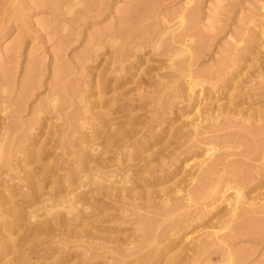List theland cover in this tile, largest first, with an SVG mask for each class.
<instances>
[{
  "label": "rangeland",
  "instance_id": "obj_1",
  "mask_svg": "<svg viewBox=\"0 0 264 264\" xmlns=\"http://www.w3.org/2000/svg\"><path fill=\"white\" fill-rule=\"evenodd\" d=\"M263 31L264 0H0V246L30 240L33 225L4 213L28 197L19 177L61 165L55 196L78 188L71 175L98 142V107L116 96L127 105L109 124L140 122L104 172L152 161L149 172L132 199L101 200L85 235L20 246L26 263L264 264ZM39 150L53 154L41 162ZM158 207L167 212L150 213ZM139 219L153 223L150 238Z\"/></svg>",
  "mask_w": 264,
  "mask_h": 264
},
{
  "label": "bare ground",
  "instance_id": "obj_2",
  "mask_svg": "<svg viewBox=\"0 0 264 264\" xmlns=\"http://www.w3.org/2000/svg\"><path fill=\"white\" fill-rule=\"evenodd\" d=\"M189 4L190 3H188V5ZM261 36L263 37L264 33ZM191 41L192 40L190 38L186 40V42H191ZM173 79L174 82H172L169 89L173 90V92H176L177 94H181L183 91L186 90L184 86H177L178 85V83L176 82V80H178L177 77L174 76ZM186 81L189 83L188 89L190 91V94H194L195 86L193 85V78L190 76L189 79ZM200 97L201 96L199 95L198 98ZM121 100L122 99H120L119 97L116 98L115 96L112 99L107 100L104 105L98 107L99 109L106 111V112L104 111L98 112L95 115V121L100 122L99 124H96L97 130L95 129L96 132H100V136L98 137L97 140L98 142L84 153L85 155L83 156L82 159L86 165L78 168L80 172L72 173L71 175L77 178V183L79 185L78 188L73 189L68 193H65L63 197L61 194L58 195V197L55 196L56 195L55 189L52 187L58 183V179H59L58 173L63 169L61 165L60 166L57 165V167L55 168L51 166H47V167L43 166L41 167V170L38 171L30 170L26 172V176L19 177L18 181L21 183L24 182L25 186H28V189L30 191L29 193H27L28 197L22 200L24 201V203L22 202L23 204H18L17 202H15L16 204H14L13 207H11L10 209H7L6 211L4 210V213L5 215L12 216L14 218H17L20 215L22 221H26L27 224H32L34 226L33 227L27 225L28 228L31 227L29 229L31 231L28 230L30 232L28 234L30 240H28L27 242V245L28 243L30 245V247L28 245L30 250L31 248L33 250L34 248L38 247L37 241L44 236H50L52 238H55L62 235H67V236L85 235L84 232H80L79 230H83L85 226L90 225L89 223L100 221L102 218L101 215L103 213V209H102L103 205L100 204L101 200L116 198V197H124V199L125 198L132 199L134 196L133 192L136 189L134 185L138 180L135 177L140 176V174H145V173L147 174L149 172V168L152 161H146V165L142 168L140 173L139 171H137L136 174H131L134 171H131V169H127V168H123V169L116 168L115 172L106 173V174L104 172L106 168L105 165H103L104 162L106 161L104 158L109 153L114 152L113 155H118L116 158L119 159L120 155L123 156L124 153L127 152V149L129 151L131 147L133 148L134 145L130 147H126L127 149L125 150L124 149L121 150L125 146V143H123L125 139L127 138L133 139L132 128L134 126H137L140 122L139 117L130 118L131 117L130 115H126L125 118L122 117L124 118L123 121H121L122 118H116V119H112L111 121L112 124H109L108 118L112 114H120L119 111L124 109V107L123 108L120 107L127 105L126 103H124V105L119 104ZM199 109H200L199 106L195 108L196 113L200 112ZM98 126H104V127L108 126L114 128L113 131L104 133V131H102L103 127H98ZM114 148H118V150L114 151ZM45 153L43 152V150H39L34 154L37 155V157L42 162L47 159V155L53 154L51 150L49 151L46 150ZM187 166L189 165H186L185 167ZM118 178H120V180H118ZM207 180H208V174L206 173L201 180V184H202L201 190L208 183ZM120 184H123V186L118 187V185ZM81 189H84V191ZM46 190H48L47 191L48 193H44L46 192ZM201 190L197 191L195 195L200 194ZM84 195L93 196L94 201L97 200L96 204H88V205L83 204L86 203L85 201L83 202ZM191 200L192 197L191 196L188 197V202H191ZM39 205L43 206L44 208L42 207L40 211L38 210L36 211L35 208ZM235 210L237 211L238 208L236 207ZM154 211H158L161 214H163L164 212H167V209L164 207H158L151 209L150 213ZM35 219H41V220L40 221L36 220L35 222L36 224L34 222H31L32 220ZM232 224L233 221L228 222L229 226H232ZM153 226H154L153 223H148L147 221H145V219L138 220V227L140 228L142 234L145 237L150 238L152 236V234L154 233ZM25 228L27 230V227ZM21 229L22 227L19 226L15 234L19 233ZM24 244L25 243H23L22 241L20 242L19 240H12L6 237L5 244L0 246V257L4 255H5L4 257H6L9 254H16L18 253V251H22L24 254L23 253H22L23 255L21 254L22 255L21 263L22 262L26 263L29 252L26 253V251L23 250ZM20 246L23 247L21 248ZM20 257L21 256H19L18 254L17 258L20 259ZM15 261H17L16 264H19L18 260ZM230 261L232 262V256H230Z\"/></svg>",
  "mask_w": 264,
  "mask_h": 264
}]
</instances>
